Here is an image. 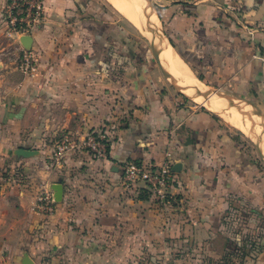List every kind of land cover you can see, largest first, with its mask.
<instances>
[{
  "label": "crops",
  "instance_id": "0c3cea01",
  "mask_svg": "<svg viewBox=\"0 0 264 264\" xmlns=\"http://www.w3.org/2000/svg\"><path fill=\"white\" fill-rule=\"evenodd\" d=\"M5 3L0 264H25L27 256L33 264H223L219 258L238 245L230 220L237 226L243 206L258 208L264 221V172L246 134L192 103L164 75L151 45L142 63L131 51L136 42L101 0H45L47 19L31 46L40 71L21 73L2 54L15 45L10 37L18 38L4 26ZM151 4L163 38L204 85L264 115V0ZM103 126L112 131L107 159L81 151L52 162L60 135ZM18 148L33 154H17ZM167 159L180 164L171 204L123 184L124 161ZM57 183L62 199L48 213L38 196L45 187L55 199Z\"/></svg>",
  "mask_w": 264,
  "mask_h": 264
},
{
  "label": "built area",
  "instance_id": "2783aa9c",
  "mask_svg": "<svg viewBox=\"0 0 264 264\" xmlns=\"http://www.w3.org/2000/svg\"><path fill=\"white\" fill-rule=\"evenodd\" d=\"M3 22L6 30L20 39L23 35H33L47 19L45 0H6L3 6ZM17 69L34 76L40 71V55L33 48L20 44ZM111 127L103 126L90 129L83 134L65 133L55 139L50 157L59 164L66 154L86 151L94 159L105 160L112 146ZM122 182L126 186H138L155 195L162 204H171V190L176 185L173 162L167 159L162 164L139 163L128 160L122 163ZM141 185V186H140ZM38 207L48 213L55 210V199L51 190L43 187L38 196ZM41 264H51L44 261Z\"/></svg>",
  "mask_w": 264,
  "mask_h": 264
},
{
  "label": "rangeland",
  "instance_id": "374dc122",
  "mask_svg": "<svg viewBox=\"0 0 264 264\" xmlns=\"http://www.w3.org/2000/svg\"><path fill=\"white\" fill-rule=\"evenodd\" d=\"M101 1L105 2L107 6H109V8L115 11V13L117 14V17H119V22L126 29V31L129 32V34L127 33L126 36L129 35V37L132 38V41L136 42V43H133L131 51L133 53L135 52V54L138 55L142 63L147 64L148 62L147 59L150 58V54H151L150 45H151L152 36H148L146 32L143 33V31H141L139 27H137L135 24L129 21L124 15H122L108 0H101ZM152 17H153V13H152ZM129 37L127 38V40L129 39ZM10 38L13 40H16V42H14L15 45L10 46L9 48H5L2 54L8 57L9 56L12 57V59L14 60V64L16 66L17 58L20 53L19 46L20 44H22V42L20 41L19 38H16V39L14 37H10ZM16 46L17 48H19V52L17 54L15 51ZM147 54L149 58L147 57ZM148 65H150V63ZM170 81L172 82V80ZM202 92L203 91H201L197 96L192 97L195 100L191 99V102L194 104H198V105L205 104L203 100L200 98L202 96L200 95ZM240 103L246 105V106L240 105V107L247 109V111L243 113L241 112L239 113H241L243 117L245 115L247 118H252L254 120H257L264 127V119L260 118L254 113L255 111H254L253 106L244 101H241ZM206 106L208 107V105ZM232 109L237 110L233 106H232ZM251 110L254 112H251ZM225 115L230 118L232 117L233 113L232 111L228 110L225 113ZM226 116H222V118H224L227 124L229 126H232L234 129L237 128V130L240 131L241 129L234 125L233 120H231V118L230 120L225 118ZM246 122H247V125H249L250 127H256L254 124L249 122V120ZM242 132L246 134L245 139L247 143L249 144V146L254 150L255 153L259 155L261 167L263 168V172H264V158L262 154L258 151L259 143H260V148H262L261 147L262 143L255 141L254 139H251L253 138L251 136V133L249 134L248 132L243 131V130ZM262 133L264 134V129L262 130L261 134ZM247 206L248 205L243 206L244 210L240 211V217L236 216V218L238 219L237 226L234 222V218L233 219L231 218L232 220H230L232 222L231 223L232 226H230L229 228L230 229L229 233L233 234L234 238L238 241V245L236 246L238 248H234V249L232 248L233 252H231L232 251L231 250L226 255L219 258V261H218L219 263L221 262L223 264L224 263L226 264H264V221L262 219L258 221L259 219L257 216L258 214L257 211L259 210L258 208L252 205H249L248 207ZM261 234L263 235V237L260 238ZM237 241H236V244H237ZM240 246L241 248L239 249Z\"/></svg>",
  "mask_w": 264,
  "mask_h": 264
},
{
  "label": "bare ground",
  "instance_id": "6f19581e",
  "mask_svg": "<svg viewBox=\"0 0 264 264\" xmlns=\"http://www.w3.org/2000/svg\"><path fill=\"white\" fill-rule=\"evenodd\" d=\"M108 1L129 21L139 27L143 33L146 32L148 36H152L151 42L158 46L162 51L161 62L165 69L170 73V76L167 77L168 79L172 80L178 88L191 97L197 96L203 91L200 94L202 95L200 98L210 109L219 115L226 116L225 113L228 110L232 111L233 115L230 118L233 120L234 125L249 134L251 133V136L255 141L262 143L261 147L264 152V134H261L264 127L257 120L247 118L245 115L243 117L241 113L246 112L247 109L241 108L240 105H246L237 101L240 108L232 105L238 111L232 109V106L226 98L216 94L213 91V88L204 85L203 82L193 74L186 62L171 48V45L164 39L165 37L163 38L159 22L156 21L157 15L146 0ZM251 112L254 111L251 110ZM225 118L230 120L227 116ZM248 120L256 127H250L247 125L246 121Z\"/></svg>",
  "mask_w": 264,
  "mask_h": 264
},
{
  "label": "water",
  "instance_id": "95a60500",
  "mask_svg": "<svg viewBox=\"0 0 264 264\" xmlns=\"http://www.w3.org/2000/svg\"><path fill=\"white\" fill-rule=\"evenodd\" d=\"M146 1L151 6V8L154 10L153 5L151 4V0H146ZM154 12H155V10H154ZM160 31L162 32V29ZM20 40H21V42H22V44H23V46L25 48H31L32 42H33V38H32L31 35H23V36H21ZM151 46H152L153 54H154V57H155V60H156V62L158 64V66L160 67V69L162 70L164 75L166 77H169L170 73L165 69V67L163 66V64L161 62V49H159V47L156 46L155 44H153L152 42H151ZM176 87L178 88V86H176ZM179 90H181V89L179 88ZM213 91L216 94H219V95L223 96L224 98H226L231 106L234 105L237 108H240L239 104L237 103L238 99H236L233 96H231V95H229V94H227V93H225V92H223L221 90H218V89H213ZM255 114L260 115L264 119V115L261 112L255 111ZM259 150H260V153L262 154V156L264 157V152H263L262 148H260V146H259ZM16 153L20 154V155L28 156V155L33 154V151L32 150H27V149H24V148H18L16 150ZM179 167H180V164H175V166H173V170L174 171H179ZM53 189L55 190V193H54L55 200L56 201H60L62 199V193H63L62 185L60 183H57V184H55L53 186ZM27 258H28V260L27 259L25 260V264H33V262L31 260H29L28 256H27Z\"/></svg>",
  "mask_w": 264,
  "mask_h": 264
},
{
  "label": "trees",
  "instance_id": "16d2710c",
  "mask_svg": "<svg viewBox=\"0 0 264 264\" xmlns=\"http://www.w3.org/2000/svg\"><path fill=\"white\" fill-rule=\"evenodd\" d=\"M141 197H143V198H147V199H149V198H153V199H157V201H158V198L155 196V195H153V194H151V193H149L148 192V190H146V189H141ZM259 237V236H258ZM261 237H263V235L261 234V236H260V238ZM235 248H238V247H235ZM241 248V246L239 247V249ZM244 249V248H243Z\"/></svg>",
  "mask_w": 264,
  "mask_h": 264
}]
</instances>
